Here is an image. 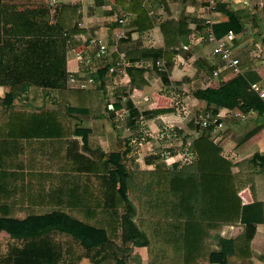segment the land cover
Returning <instances> with one entry per match:
<instances>
[{
	"label": "trees",
	"instance_id": "1",
	"mask_svg": "<svg viewBox=\"0 0 264 264\" xmlns=\"http://www.w3.org/2000/svg\"><path fill=\"white\" fill-rule=\"evenodd\" d=\"M129 10L136 15L138 30L154 26L142 0H131ZM215 10L227 16L211 24L216 36L244 30L227 2L217 1ZM77 15L76 5H61L57 23L68 36L82 29L76 26ZM161 31L163 49H147L142 39L127 37L116 47L130 61L170 58V45L190 29L179 20L162 24ZM29 35L21 53H12L10 47L0 57V86H8L6 94L23 105L17 109L0 104V224L12 239L0 240V264H134L128 256L136 246H145L154 255L149 264H210L215 253L225 258V264H249L251 246L244 233L220 238L217 251L208 239L224 224L264 220L263 201L256 196L254 160L225 156L210 127L200 128L191 120L188 126L197 132L191 143L196 158L180 168H126L118 154L105 152L91 128L82 125V117L90 114L107 116L115 124L103 85L106 68L86 71L95 78L92 88L68 86L66 47L53 38L58 29L36 25ZM203 68L212 73V67ZM126 70L134 85L146 82L143 66L132 64ZM163 79L167 80L165 75ZM259 79L256 71L245 69L224 81L201 83L192 94L205 100L209 106L205 110L213 113L221 108L262 112L263 100L250 87ZM45 88L59 90V97L48 101ZM113 92L118 98L127 94L126 87ZM174 109L159 107L153 113ZM161 154L155 151L151 162L159 164ZM247 186L253 200L243 203L240 191ZM54 209L66 211L71 220L48 217L35 225L19 223L20 213ZM88 225L104 229L106 239L83 254L73 239L84 240ZM20 239L27 241L21 245Z\"/></svg>",
	"mask_w": 264,
	"mask_h": 264
},
{
	"label": "crops",
	"instance_id": "2",
	"mask_svg": "<svg viewBox=\"0 0 264 264\" xmlns=\"http://www.w3.org/2000/svg\"><path fill=\"white\" fill-rule=\"evenodd\" d=\"M130 2L131 0H0V57L1 53H6V50H9L10 47L13 49L12 53H21L26 46V39L31 37L29 33H32L36 25L39 27L51 25L58 29V35L56 37L53 36L55 41L58 44H62L64 41L66 47L64 53L66 72L69 70H78L80 66L73 56V51L70 50L71 46L66 41L67 36L64 33V28L57 23L61 5L65 3H72L77 6L78 15L76 17V26L82 27L79 32L69 35V43L72 44H76L81 35H102L109 38L115 30L124 29L126 33L125 38L127 37L132 40L140 38L143 41L144 47L147 49H163L164 40L161 25L167 21L174 23H178L179 20L185 21L188 23V28L190 29L189 34L192 30V23H194L197 25L199 32L205 34L206 26L203 21L206 17H211L212 23L227 19V16L221 11L215 10L214 12H207L201 0H142L147 13L149 5H151L155 14L152 16L148 13L154 22V26L140 31L135 25L136 17L133 21L124 24L116 20L122 11L132 12L129 10ZM224 2H227L237 12L245 25L242 32L235 34L233 40L234 54L240 58L243 68L252 69L260 75L259 81L264 85V64L261 62V55L264 53V0H225ZM158 17L159 19H157ZM189 34L179 37L170 45L168 48L171 51L170 58L162 55L155 60L151 58L139 59L144 60L145 63H153L151 67L145 64L143 65L146 82L142 85H134L130 82V76L127 70L128 81L126 78L121 79V81L118 78L114 79L105 75L107 81L103 85H117L119 83V86L126 87L127 94L125 96L118 98L111 92V95L107 99L109 101L108 108L110 114L114 115L115 113L117 118L119 116V119H121L120 122L113 124L107 116L101 117L90 114L82 117V125L91 128L92 133L98 137L100 147L105 152L118 154L119 159L124 164L126 159H128L129 166L130 163H133L134 165L137 164L139 168H143L142 164H145L147 167L148 164H153L150 157L154 153L152 150L147 152L149 148L147 144L142 146L144 142L139 141L141 146L140 150L143 153L136 154L134 141L137 137L134 131L138 129L136 125L137 121L142 120V118L139 119V116L143 117L144 115L146 118L145 122L151 128L170 130L175 127H181L184 123H188V116L199 113L200 107H204L205 109L209 107L205 100L195 98L192 92L188 91L185 96L189 99L194 97L190 101L187 100L189 101L187 104L189 108L188 115L183 113L177 114L175 112L176 109L162 114L153 113V110L156 108L168 107L170 105L174 106L175 100H173V97L165 89V85L169 80L179 81L187 87L189 84L192 86L197 85L195 84L197 76L204 75L205 79L200 80V83L207 82L209 74L203 67L209 66L206 61V56L211 51L212 45L205 40H196L194 42L195 40L193 41V38ZM146 35L151 36L153 41L151 44L144 39ZM114 45L112 44L110 46V50L113 52L102 60L103 64H109L118 54H124L123 51H120ZM183 45H187L188 47L184 48ZM9 57L7 56L6 58ZM156 60L160 61L159 64L163 68L159 64H156ZM163 60L164 62H161ZM214 62L216 65H210L212 69L217 66L221 67L223 64L221 60ZM102 63L98 64V71L102 69L100 68V65H103ZM202 65L204 66L202 67ZM163 74L167 80L163 79ZM231 74L228 70L223 69L220 74V80L224 81L228 79ZM185 78L188 80L185 81ZM0 89V104L17 109L23 108L21 102L6 94L8 86H0ZM43 90L49 93L48 101L53 96L59 97V90L57 89L45 88ZM109 104H111V107H109ZM196 104H198V110L194 108ZM135 110L137 111L135 112ZM226 120L228 118L225 117L222 121L225 123ZM231 121L232 123L226 126L227 130L229 128L228 134H223L221 138L213 137L212 134L211 136L214 141L221 145L222 153L233 161L243 158H252L254 160V167L256 169V196L263 201L264 205V114L261 113L258 116H251L247 119H239L233 116ZM253 128L255 129L254 132L248 135V132ZM160 143L163 144L162 141ZM169 143L170 140H168L166 147L158 146L157 143L154 146L155 151H165V148L170 146ZM134 165L131 164V167L134 168ZM240 195L243 203H248L253 200L248 186L240 191ZM38 214L39 216L37 215V218L63 217L71 220L68 213L63 210L54 209ZM40 214H43V216ZM88 227V235L84 240L73 239L75 245L85 250L87 248L83 243L88 238H90L91 244L93 245L106 239V231L104 229L89 225ZM241 233H244V236L250 241L251 257L248 259L249 264H264V220L262 222H247L243 225L224 224L219 229L212 230L214 241L213 249L217 251V243L220 238L234 237ZM5 234H8V230L0 224V235L4 236ZM143 247L146 251L145 246H136L132 251L136 253V250H140L144 253ZM141 254V252L136 254L137 258L133 257V259H130V262L134 264H146V260H144V257H142L143 254ZM215 257L216 259H213L210 264H225V258L222 255L215 253Z\"/></svg>",
	"mask_w": 264,
	"mask_h": 264
},
{
	"label": "built area",
	"instance_id": "3",
	"mask_svg": "<svg viewBox=\"0 0 264 264\" xmlns=\"http://www.w3.org/2000/svg\"><path fill=\"white\" fill-rule=\"evenodd\" d=\"M217 1H225V0H201L202 5L204 6V9L207 12H214L215 11V5ZM148 13L150 15H154L155 11L151 8V5H149ZM135 14L132 12L122 11L120 15L116 18V20L121 23H128L135 19ZM159 19V17L157 18ZM203 23L206 26V33H200L197 29V25L192 23V30L189 34L193 41L196 42V40L202 41H208L211 43V51L206 56L207 64L210 66L216 65L214 61L221 60L223 61V64L221 67L217 66L213 68L212 73L208 75L206 85L211 83H217L220 80V74L223 69L228 70L232 74L236 73H242L245 68L242 67L240 58L234 54L233 50V40L235 38V33L233 31H228L224 35L218 37L214 34L212 30V19L211 17H206L203 21ZM80 24V22H78ZM65 33V32H64ZM67 36L66 41L68 45H70V50L73 51L74 58L78 61L80 68L78 70H69L66 72V79L65 83L68 86L72 87H78V88H92L95 86V78L90 74V72L98 71V64L102 63L104 58H106L110 53L113 51L110 50V46L112 44L116 45V43L123 37L126 36L124 29H118L115 30V32L112 33V35L108 38L107 36L102 35H89V36H83L79 38L78 42L76 44L69 43L70 39L69 36L65 33ZM144 39L146 42L151 44L152 38L150 35L144 36ZM114 45V46H115ZM184 48H187V45H183ZM150 61V60H149ZM161 62H164L161 61ZM261 62L264 64V53L261 55ZM160 61L156 60V64H159ZM103 64V63H102ZM137 65V66H143L148 65L152 66V62H144V60H138L135 62L129 61L125 58L124 54H118L109 64H103L100 65V68H106L104 74H106L108 77H112L114 79H123L126 78L128 81V76L126 72V67L129 65ZM106 65V66H105ZM161 68H163L162 65L159 64ZM86 71H90L89 73H86ZM122 81V80H121ZM174 83V80H169V82L165 85V88H170ZM200 85H194V88L198 87ZM250 87L255 90L259 97L263 100L264 103V85L260 81H254L250 84ZM171 96L173 97L174 106L176 109V113L180 114L183 113L185 115H188L189 108L187 104L181 105V108H178L177 106V100L179 98H182V95L179 97V94H174L173 91H171ZM264 114V109L262 112H259L257 109L250 108L247 111H242L239 109H228V108H222L218 110V112L213 113L210 110H205L203 113H197L198 115H189L188 116V122L191 120H194L196 123L200 125V128H207L210 127V133L213 134L223 127V118L228 117L229 115L235 116L240 119H247L251 116H258L259 114ZM179 128V127H178ZM159 138L163 139V144L168 141V139H164V137L168 133L165 131V129H160L158 131ZM169 153V151H166ZM178 153L182 154V152L178 151ZM177 153V154H178ZM184 154V153H183ZM173 156L174 154H170ZM196 158V153L194 152L193 148L191 151L188 152L187 155L184 154L183 161L186 163L188 161H191L192 159Z\"/></svg>",
	"mask_w": 264,
	"mask_h": 264
},
{
	"label": "rangeland",
	"instance_id": "4",
	"mask_svg": "<svg viewBox=\"0 0 264 264\" xmlns=\"http://www.w3.org/2000/svg\"><path fill=\"white\" fill-rule=\"evenodd\" d=\"M205 79L204 75H198L197 78H196V81H195V84L199 85L201 84L200 80H203ZM185 81L188 80L187 78L184 79ZM174 83L175 84H172V86L170 88H165L168 93H170V95L172 94L171 91L174 92V94L176 95L177 93L179 94V97L182 95V92L184 93L182 95V98L181 100H177L178 102L176 103L178 108H181V105L183 104H188L190 100L194 99V97L192 98H187V96H185L188 91H191L192 92V89L194 88V86L192 85H187V87L185 86L184 83H181V82H177L176 80H174ZM119 84V83H118ZM115 85V84H108V85H105L104 88L106 89V91L108 92V96L111 95L110 93L115 91L117 88L119 87H122V86H119V85ZM194 84V83H193ZM188 89V90H187ZM186 90V91H185ZM165 92V91H164ZM114 93V92H113ZM166 93V92H165ZM125 96V95H123ZM185 96V97H184ZM116 97V95H115ZM187 98V99H185ZM189 100V101H187ZM108 101V100H107ZM188 106V105H187ZM195 110L197 109L198 110V104H196L194 106ZM200 113H203L205 111V108L203 107H200ZM198 115V114H196ZM117 115L114 113L113 115V120L114 122H120L121 119H119V116L118 118L116 117ZM138 116V115H137ZM142 120H139L137 121L136 125H137V131H134V134H136L135 136L137 137V139L134 141V147L136 149V154L138 153H141L142 151L140 150V144H139V141L140 142H144L142 143V146H144L145 144H147L148 148L147 149V152L152 150L153 153L155 152V148L154 146L157 144L158 146H162V147H166V145L168 144V141H166L163 144H161L160 142L163 140L158 136V131L160 130L159 128H151L147 125V122L146 121V118L145 116L143 115V117L139 116V119ZM228 118V120L225 121V126L223 124V127L222 129H220L219 131L215 132L212 134L213 137H219L221 138V136L223 134H228L229 133V128L227 130L226 126L230 125L232 123V118L233 116L231 115V117H226ZM109 119V118H108ZM240 119V118H239ZM246 121V120H245ZM167 133H168V136L166 135L164 137V139H168L170 140V143L169 145L170 146H167V148H165L166 150L165 151H162L161 153V156H162V161L160 162L159 161V164H151L149 165L148 164V167L145 165V164H142L143 168H150L151 166L154 167L156 165H160V166H164V165H167L169 167H172V168H180L185 162L183 161V157H184V154L187 155L189 151L192 150V139L195 135H197V132L193 129V128H189L188 126V123H184L181 127H175V128H172L170 130H165ZM228 131V132H227ZM231 135V134H230ZM229 135V137H230ZM153 138V140H151ZM231 138V137H230ZM220 140V139H219ZM134 149V150H135ZM230 149V148H229ZM161 151V150H160ZM158 151V152H160ZM166 151H169V153H167ZM178 151L182 152V154L178 153ZM143 153V152H142ZM174 154L173 156H171L170 154ZM178 153V154H177ZM184 153V154H183ZM233 158V156H232ZM234 159V158H233ZM128 159L125 160V166L126 168L130 169V170H133L134 168H139L137 166V164H133V163H130V166L128 165V162H127ZM121 162H123L122 160H120ZM127 162V164H126ZM131 164L134 165V168L131 167ZM119 179V178H118ZM117 187L121 190L122 187H121V183L119 180H117V183H116ZM123 192V191H121ZM39 214H36V215H27L26 213H20L18 214L19 218L21 219V224H29V225H35L37 224L38 222H41L43 221L44 219L46 218H37ZM41 216H43V214H40ZM10 225V224H9ZM0 240L2 241H6V240H11V238L9 237L8 234H5L4 236H1L0 235ZM26 242L27 240L25 239H20L19 240V244L22 245V242ZM208 241L211 243V246L214 245V241H213V237H210L208 239ZM83 245H85V247L87 248L86 250L83 248L80 249L82 250L83 254H90L92 252V247H93V244H91V240L90 238L87 239L86 242L83 243ZM213 248V247H212ZM143 250H144V253L140 250H136V253H134L133 251L129 254L128 256V259L130 261V259H133V257L137 258L136 257V254H139L140 252L143 254L142 257H144V260H146V264H149L150 261H152V259H154V255H153V258H152V255L150 254V252H148L147 250L145 251V248L143 247ZM141 254V255H142Z\"/></svg>",
	"mask_w": 264,
	"mask_h": 264
},
{
	"label": "water",
	"instance_id": "5",
	"mask_svg": "<svg viewBox=\"0 0 264 264\" xmlns=\"http://www.w3.org/2000/svg\"><path fill=\"white\" fill-rule=\"evenodd\" d=\"M109 107H111V104H109Z\"/></svg>",
	"mask_w": 264,
	"mask_h": 264
}]
</instances>
